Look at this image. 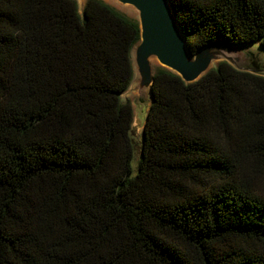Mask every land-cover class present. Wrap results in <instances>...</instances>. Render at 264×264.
Wrapping results in <instances>:
<instances>
[{
  "label": "trees",
  "instance_id": "obj_1",
  "mask_svg": "<svg viewBox=\"0 0 264 264\" xmlns=\"http://www.w3.org/2000/svg\"><path fill=\"white\" fill-rule=\"evenodd\" d=\"M170 2L192 53L264 46V0ZM141 32L106 0H0V264H264V75L159 66L138 134Z\"/></svg>",
  "mask_w": 264,
  "mask_h": 264
},
{
  "label": "water",
  "instance_id": "obj_2",
  "mask_svg": "<svg viewBox=\"0 0 264 264\" xmlns=\"http://www.w3.org/2000/svg\"><path fill=\"white\" fill-rule=\"evenodd\" d=\"M139 11L141 40L133 56L139 75V93L152 92L157 57L162 66L180 74L186 82L199 80L216 61L227 60L241 66L243 49L228 39H213L198 52L192 53L188 40L174 14L170 0H118ZM251 69V68H248Z\"/></svg>",
  "mask_w": 264,
  "mask_h": 264
},
{
  "label": "rangeland",
  "instance_id": "obj_3",
  "mask_svg": "<svg viewBox=\"0 0 264 264\" xmlns=\"http://www.w3.org/2000/svg\"><path fill=\"white\" fill-rule=\"evenodd\" d=\"M106 1L117 7L120 11L132 17L139 18V11L134 6L130 4H123L118 0ZM78 2L82 11L86 0H78ZM242 49L243 61L241 62V66H245L246 68H255L258 72L264 75V46H262L259 42H253L242 46ZM217 63L218 61L214 62L213 65ZM159 66H162L160 62L153 66L154 70H156ZM138 84L139 75L136 71L134 82L128 91L123 94V97L130 100L134 105L135 117L133 127L138 134H141L147 117V111L149 110V106L151 104V93L149 91H145L143 94H140ZM134 164H136V160L134 161Z\"/></svg>",
  "mask_w": 264,
  "mask_h": 264
},
{
  "label": "bare ground",
  "instance_id": "obj_4",
  "mask_svg": "<svg viewBox=\"0 0 264 264\" xmlns=\"http://www.w3.org/2000/svg\"><path fill=\"white\" fill-rule=\"evenodd\" d=\"M151 62H152V65L154 66V65H156V64L159 63V60L157 59V57H153V58L151 59Z\"/></svg>",
  "mask_w": 264,
  "mask_h": 264
}]
</instances>
